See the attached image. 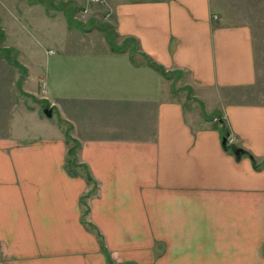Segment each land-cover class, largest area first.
Returning a JSON list of instances; mask_svg holds the SVG:
<instances>
[{"label": "crops", "instance_id": "obj_1", "mask_svg": "<svg viewBox=\"0 0 264 264\" xmlns=\"http://www.w3.org/2000/svg\"><path fill=\"white\" fill-rule=\"evenodd\" d=\"M112 7L117 43L135 40L144 62L91 36V57L79 51L57 65L53 94L40 93L23 61L19 90L18 68L0 57V264H264V102L248 100L258 79L252 30L217 23L212 0ZM151 64L182 73L203 116ZM67 126L99 187L87 225L91 187L69 166Z\"/></svg>", "mask_w": 264, "mask_h": 264}, {"label": "rangeland", "instance_id": "obj_2", "mask_svg": "<svg viewBox=\"0 0 264 264\" xmlns=\"http://www.w3.org/2000/svg\"><path fill=\"white\" fill-rule=\"evenodd\" d=\"M115 3L116 0H0V51L2 54L0 57L6 59V52H9L10 57L19 64L21 61L26 62L34 70L36 85L40 93L43 89H52L53 94H56L57 65L75 62V59L70 58L81 57V53L78 54L79 51L91 57L90 55H93L91 47L93 45L89 42L91 36L101 35L107 39L104 33L107 29L115 34L112 12V5ZM212 5L214 16L220 25L247 26L252 30L257 53L258 79L257 84L248 91V100L264 102V0H212ZM74 33L83 34L82 36L88 38H78L74 41ZM124 42L125 40L119 44L115 38V44L118 46ZM126 46L135 62H144L135 51L137 45L131 42ZM71 47L79 49L75 53H70ZM18 71L20 90L23 83L20 80L22 78L25 80L28 71L25 67ZM168 77L171 80V94L181 97L192 112L196 111L198 116L202 115V109L193 99V92L185 87L186 78L182 76V73L173 72ZM26 101L29 105L32 104ZM40 107L41 116L45 117L43 106ZM214 116L211 115V118ZM45 122L50 126H56L58 124L57 113ZM65 134L69 145V152H67L69 159L78 162L80 144L74 143L70 127L67 126ZM87 169L83 166L79 168V171L87 174ZM89 177L93 184L88 183L91 188L82 199L85 225L90 224L86 220L90 212L89 201L99 190L97 182L91 176ZM92 190H95L94 194H90ZM89 228H92V233L96 235L101 247L103 246V252L110 256L102 232L95 226ZM156 249L163 251L164 248L157 246ZM109 258L110 264H114L111 256Z\"/></svg>", "mask_w": 264, "mask_h": 264}, {"label": "trees", "instance_id": "obj_3", "mask_svg": "<svg viewBox=\"0 0 264 264\" xmlns=\"http://www.w3.org/2000/svg\"><path fill=\"white\" fill-rule=\"evenodd\" d=\"M104 33L107 35L108 43H109V45L111 46V49L113 50V52H116V53L126 52V51L128 50V47H127L126 45L129 44V43H131V42H132L133 44L136 45L135 40L127 39V40H125V42H124L122 45H119V46H118V45L115 44V38H116V35H115L113 32L110 33V32L108 31V29H107V30L104 31ZM1 55H2V54H1V51H0V56H1ZM5 58H6V59L8 60V62H9L10 64H12L13 66H16L18 69H23V67H22V66H21L16 60H13V59L10 57L9 52H6V57H5ZM151 66H152L153 68H155V69L161 71V72L163 73V75H165L167 78H169V77H168L169 74L166 73L164 69H162L161 67L157 66L156 64H151ZM23 81H24V78H22V79L20 80L21 83H22ZM225 139H226V138H225ZM73 141H74V140H73ZM74 143L77 144V142H75V141H74ZM67 160H68L69 166H70L71 168L75 169V170L79 169L80 167H83V165H80V164L77 162V160H70L68 155H67ZM253 161H254V164L256 165V161H255V160H253ZM87 174H88V172H87ZM89 176H90L89 174L86 175L87 182H88L89 184H93V182H92V180H91V178H90ZM94 193H95V190H92V192L90 191V194H94ZM90 194H89V196H90ZM84 215H85V213H84ZM83 218H84V217H83ZM88 226H89V225H88ZM89 227H91V226H89ZM102 248H103V246H102Z\"/></svg>", "mask_w": 264, "mask_h": 264}, {"label": "water", "instance_id": "obj_4", "mask_svg": "<svg viewBox=\"0 0 264 264\" xmlns=\"http://www.w3.org/2000/svg\"><path fill=\"white\" fill-rule=\"evenodd\" d=\"M45 114H46L48 117H52V112L49 111V110H47V111L45 112ZM224 143H225V144L227 143V139L224 140ZM240 153H241V150H237L235 154H236V156H239Z\"/></svg>", "mask_w": 264, "mask_h": 264}]
</instances>
